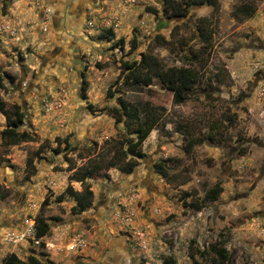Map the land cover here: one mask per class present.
Listing matches in <instances>:
<instances>
[{
  "label": "rangeland",
  "instance_id": "1",
  "mask_svg": "<svg viewBox=\"0 0 264 264\" xmlns=\"http://www.w3.org/2000/svg\"><path fill=\"white\" fill-rule=\"evenodd\" d=\"M244 4L256 11L240 14ZM200 27L210 32L205 49ZM145 52L163 67L196 52L203 82L183 103L155 74L149 85L120 84L122 60ZM0 74V264L11 252L52 264H163L170 255L206 264L202 251L223 238L235 264H264V0H218L216 9L197 1L179 18L161 0H0ZM119 98L155 113L157 126L131 172L87 177L92 205L75 213V198L58 195L68 185L83 190L69 176L105 164L126 138ZM15 106L24 112L15 130L34 139L3 135ZM191 136L207 139L188 150ZM166 158L168 179L154 169ZM217 184L219 197L205 199ZM40 212L50 230L37 239Z\"/></svg>",
  "mask_w": 264,
  "mask_h": 264
},
{
  "label": "trees",
  "instance_id": "2",
  "mask_svg": "<svg viewBox=\"0 0 264 264\" xmlns=\"http://www.w3.org/2000/svg\"><path fill=\"white\" fill-rule=\"evenodd\" d=\"M163 3V9L169 17H183L190 8L197 3L210 4L214 9L218 7V0H161ZM148 11L157 12L155 8L148 6ZM240 14L251 16L255 11V6L251 4H244L238 7ZM237 13V12H236ZM199 37L204 41V49L207 48L210 42V32L205 27L198 29ZM103 36L108 38L114 37V32L108 30ZM155 39L160 43L168 44L170 40L164 38L161 34H156ZM136 38H133L135 43ZM199 58V59H198ZM201 58L196 52L185 53L183 55V65H172L168 67L161 66L159 59L151 52H145L142 54L140 60H122L123 69L128 70V74L123 77L120 84L123 85H149L153 82L154 74L159 77L161 83L166 89L172 92L173 101L176 103H183L191 97V94L196 85L203 82L202 67L196 66L195 62H200ZM121 76L117 78V82ZM214 79L221 82L222 79L216 75ZM213 80V79H212ZM4 81L0 74V87H3ZM212 87V82L206 84L205 88ZM85 88V86H84ZM109 96L114 95L112 86L107 91ZM120 109L122 115L125 116L124 125L126 128L125 139L119 140L116 144L113 156L103 164L99 161H92L90 164L81 167L76 172L72 173L69 178L80 181L83 184V190H76L71 185H68L65 192L58 195V200H62L65 193L73 196L76 203L72 206V211L75 213H81L92 205L93 190L90 184L87 182V177L98 174L104 177H108L106 169L111 167H117L120 171L129 173L131 172L138 161V158L145 156V152L142 149V144L145 138L149 135L150 131L157 126L156 114L150 110L142 111L139 106L129 102L124 98H119ZM13 113L15 118L10 117L8 113L9 127L3 130V135L8 136V142L14 143L20 139L32 140L34 136L26 131L19 133L15 130V126L21 122L24 118V112L19 109V106H15ZM0 109L5 111V101L0 96ZM227 121L233 124L235 121V114L226 115ZM207 137L205 136H191L188 137L186 142V148L189 150L196 144L205 142ZM64 138L57 137V148L63 142ZM38 153V151L36 152ZM170 158L162 159L154 164L156 172L160 173L164 178H169L168 163ZM27 164L31 166V173L34 172L35 166L33 164V158H27ZM103 170V172H102ZM222 191V186L217 184L214 187L208 189L205 193V199L216 200ZM48 203V199L45 198L43 205ZM48 216L43 212L38 213L34 217V231L37 239L47 235L50 230L49 223L47 221ZM227 239L223 238L215 243H211L208 254L202 251V256H205L206 264H235L232 260L231 254L227 249ZM1 264H52L48 258L43 259L35 254H30L26 259H21L16 253L11 252L7 254L1 261ZM163 264H176V259L173 256H166L163 259Z\"/></svg>",
  "mask_w": 264,
  "mask_h": 264
},
{
  "label": "built area",
  "instance_id": "3",
  "mask_svg": "<svg viewBox=\"0 0 264 264\" xmlns=\"http://www.w3.org/2000/svg\"><path fill=\"white\" fill-rule=\"evenodd\" d=\"M264 96V86L260 88V97Z\"/></svg>",
  "mask_w": 264,
  "mask_h": 264
},
{
  "label": "crops",
  "instance_id": "4",
  "mask_svg": "<svg viewBox=\"0 0 264 264\" xmlns=\"http://www.w3.org/2000/svg\"><path fill=\"white\" fill-rule=\"evenodd\" d=\"M255 16H258V14H257V15H255Z\"/></svg>",
  "mask_w": 264,
  "mask_h": 264
},
{
  "label": "flooded vegetation",
  "instance_id": "5",
  "mask_svg": "<svg viewBox=\"0 0 264 264\" xmlns=\"http://www.w3.org/2000/svg\"><path fill=\"white\" fill-rule=\"evenodd\" d=\"M81 7H82V5H81Z\"/></svg>",
  "mask_w": 264,
  "mask_h": 264
}]
</instances>
